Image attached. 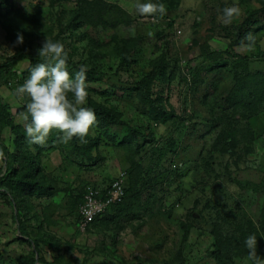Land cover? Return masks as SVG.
<instances>
[{
  "label": "rangeland",
  "instance_id": "1",
  "mask_svg": "<svg viewBox=\"0 0 264 264\" xmlns=\"http://www.w3.org/2000/svg\"><path fill=\"white\" fill-rule=\"evenodd\" d=\"M46 37L86 69L83 106L121 124L28 143L16 89ZM21 54L0 88V264H264V0H0V64ZM119 178L122 203L82 230L86 192Z\"/></svg>",
  "mask_w": 264,
  "mask_h": 264
},
{
  "label": "clouds",
  "instance_id": "2",
  "mask_svg": "<svg viewBox=\"0 0 264 264\" xmlns=\"http://www.w3.org/2000/svg\"><path fill=\"white\" fill-rule=\"evenodd\" d=\"M134 7L141 15L154 16L166 13L164 4L152 2L136 3ZM240 8L233 4L223 10L224 22L231 23L234 16H238ZM134 34V30H132ZM151 35V33H149ZM245 39L253 40L251 34ZM24 37L17 33L16 44H23ZM39 56L44 62L36 64L31 69L30 77L24 84L16 89L17 95L27 94L30 102L27 103L25 132L28 143L31 145H44L50 133L58 130L61 143H68L74 137L81 142L88 135L90 128L96 123V115L90 108L84 107L88 92L86 90V69H81L73 75L67 70L68 53L62 44L53 42L46 37L42 47L38 49ZM69 94L73 99H69ZM29 116L31 120L29 121ZM3 153L0 152V157ZM186 186L188 180L185 181ZM249 261L257 260V237L250 235L245 240Z\"/></svg>",
  "mask_w": 264,
  "mask_h": 264
},
{
  "label": "built area",
  "instance_id": "3",
  "mask_svg": "<svg viewBox=\"0 0 264 264\" xmlns=\"http://www.w3.org/2000/svg\"><path fill=\"white\" fill-rule=\"evenodd\" d=\"M125 198L123 179L114 181L106 194L92 188L86 192L84 202L80 208V227L85 230L98 217L102 216L108 208L121 203Z\"/></svg>",
  "mask_w": 264,
  "mask_h": 264
},
{
  "label": "trees",
  "instance_id": "4",
  "mask_svg": "<svg viewBox=\"0 0 264 264\" xmlns=\"http://www.w3.org/2000/svg\"><path fill=\"white\" fill-rule=\"evenodd\" d=\"M26 57L27 56L22 55V54L16 55L13 58L6 60L5 62L0 64V88H2L3 86H7L11 80H15L17 78L16 65L19 62L23 61ZM2 108H3V99H2V96L0 93V111L2 110ZM89 108L94 111L97 120H102V121H105V122L113 124V125L121 124L120 120H118L116 118V116L112 112H110L109 110L104 109V108H96V107H89ZM24 111H25V109L19 110V112H24ZM10 126L12 128V131L16 133L17 132L16 127L14 124V119L12 117L10 120ZM104 194H106V192ZM83 202H84V200H83ZM118 205H120V203L116 204L114 206H111L110 208H113V207L118 206ZM32 243L34 244V246L36 247V251L38 252L39 247H38L37 241L32 240Z\"/></svg>",
  "mask_w": 264,
  "mask_h": 264
}]
</instances>
